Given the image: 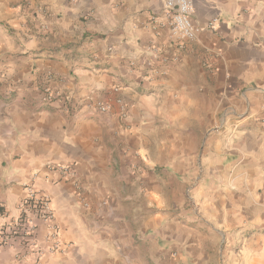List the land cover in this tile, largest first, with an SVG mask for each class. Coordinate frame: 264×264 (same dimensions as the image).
<instances>
[{
  "label": "crops",
  "instance_id": "obj_1",
  "mask_svg": "<svg viewBox=\"0 0 264 264\" xmlns=\"http://www.w3.org/2000/svg\"><path fill=\"white\" fill-rule=\"evenodd\" d=\"M192 7L180 49L162 0H0V216L46 193L38 264H264V0Z\"/></svg>",
  "mask_w": 264,
  "mask_h": 264
},
{
  "label": "built area",
  "instance_id": "obj_2",
  "mask_svg": "<svg viewBox=\"0 0 264 264\" xmlns=\"http://www.w3.org/2000/svg\"><path fill=\"white\" fill-rule=\"evenodd\" d=\"M162 3L170 32L182 49L185 43L193 42L201 31L191 20L192 0H162ZM217 24L218 20L213 19L208 26L214 28ZM44 101L51 102L47 93L44 94ZM94 108L103 113L108 106L96 104ZM59 169L64 176L70 174L68 166ZM23 190L25 198L20 204L19 216L10 222H3L1 219L3 216H0V246L8 242H17L20 251L14 255L15 261L30 260L31 264H38L44 255L59 252L62 244L59 231L53 221L49 197L30 184L23 185ZM37 221L47 225V233L42 238L36 235Z\"/></svg>",
  "mask_w": 264,
  "mask_h": 264
}]
</instances>
